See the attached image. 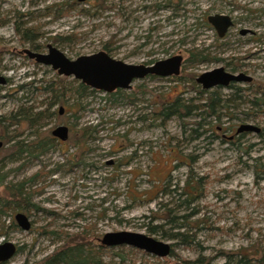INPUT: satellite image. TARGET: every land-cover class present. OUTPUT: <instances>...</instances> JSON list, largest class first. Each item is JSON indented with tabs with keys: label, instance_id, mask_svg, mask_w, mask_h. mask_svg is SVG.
<instances>
[{
	"label": "rangeland",
	"instance_id": "obj_1",
	"mask_svg": "<svg viewBox=\"0 0 264 264\" xmlns=\"http://www.w3.org/2000/svg\"><path fill=\"white\" fill-rule=\"evenodd\" d=\"M214 12L236 20L224 38L205 23ZM241 29L251 33L242 35ZM48 44L71 59L109 49L112 57L128 63L177 54L184 61L176 77L137 79L119 95L98 90L80 104L74 99L57 104L52 110L63 106V114L58 111L32 129L27 112L47 107L46 81L60 75L23 50L35 45L47 52ZM0 45V74L8 79L0 84L1 165L9 185L31 180L26 186L36 205L30 211L9 209L2 217L8 225L22 212L31 221L29 230H0V244L11 241L23 248L5 264H38L82 238L98 248L104 234L118 231L176 243L180 260L130 246H105L97 255L101 264H184L200 253L212 257L213 264H238L241 254L258 259L251 264L260 263L264 104L253 106L247 99L264 95L245 82L238 83L245 91L215 87L201 94L196 78L234 66L264 88V0H0ZM199 51L218 60L194 63L192 54ZM224 59L233 66L227 68ZM210 94L217 100L214 110L208 105ZM177 98L192 107L191 114L165 121L161 111ZM242 124L261 132L238 135ZM60 125L69 127L66 141L53 136ZM38 136L54 137V146L43 154L12 155L16 141L33 142ZM190 176L202 191L188 207L186 194L178 198ZM5 187L0 185V196L9 197ZM169 209L192 214L189 222L196 228L190 232L197 244H179L149 231L148 224H165L171 232L172 225L165 223Z\"/></svg>",
	"mask_w": 264,
	"mask_h": 264
},
{
	"label": "trees",
	"instance_id": "obj_2",
	"mask_svg": "<svg viewBox=\"0 0 264 264\" xmlns=\"http://www.w3.org/2000/svg\"><path fill=\"white\" fill-rule=\"evenodd\" d=\"M57 12L60 15H63L64 10L62 8H57ZM17 29L20 28L17 25ZM26 38H21V40L25 43ZM70 38V37H69ZM67 39V38H65ZM62 39V40H65ZM73 39V38H72ZM57 41V39H56ZM32 42V41H31ZM40 46L32 45L31 50L38 51ZM2 47L0 45V53L3 51L1 50ZM6 49V48H5ZM107 49V48H106ZM9 50V49H7ZM108 52L109 49H107ZM194 63H202L205 61H217L218 59L212 58L208 52L199 51L197 54H192ZM34 61V60H33ZM154 61L146 62V64H152ZM148 77L154 78L155 75H149ZM176 77V76H173ZM69 77H63L58 76L56 80L46 81V86H44V92L50 94V102L47 105L45 109L37 110L34 112H27L25 120L28 122L30 128L34 129L37 125L42 124L41 122L44 119H48L59 111L52 110L54 106L61 103H68L70 99H74V101L77 102V104H80L83 98L93 95L96 91V89L91 88L87 84L81 82L80 80H77L75 78L71 79L69 82ZM180 79V78H179ZM196 83V82H195ZM198 87V85H197ZM221 88V87H219ZM199 93L201 94H208L207 90L201 89L200 87ZM237 92H241L242 89L236 88ZM122 93L121 89H118L114 91V95H119ZM209 97V98H208ZM208 99V105H210L211 110L215 109L216 104V98L213 97L212 94L207 96ZM248 102H250L253 106H257L260 104H264V98H251L247 99ZM218 104V103H217ZM39 108V107H38ZM191 106L187 104H182V101L180 98H177L176 100L172 102H168L166 106H164L163 110L160 113V116L163 117V119L166 121L167 119H170L174 115L178 116H184L191 114ZM34 109H37V107H34ZM186 111L184 112L182 111ZM41 126V125H39ZM38 131V130H37ZM36 131V132H37ZM55 137V136H54ZM52 136H38V140L33 142H24V141H16L14 143L15 151L12 153L14 157L22 156L25 152H38V154H43L47 150L51 149L55 144V138ZM13 138V136H9L7 141H10V139ZM6 141V143H7ZM19 159V158H17ZM3 161V158L1 159ZM0 160V185H6L5 193L11 197V199L7 196H0V230L3 229V227H6V229L15 230L20 228L15 219H12L9 224L7 225L6 222L2 219V217L6 214V212L9 209H19L20 210H26L30 211L32 207H36L35 204L31 202V193L28 192V188L26 186V183L30 182L23 181L18 183L17 185H9L6 183V174L3 172V167L1 165ZM199 182V181H198ZM183 192L180 193L179 198H181L182 195L186 194V200L183 201L184 204H187L188 207H190L191 203H193L196 200V197L199 195L198 191H202V185L200 187H197L194 177L190 176L188 178L185 187L182 188ZM182 205V204H181ZM180 203L178 207L181 206ZM188 209V208H187ZM168 215L166 224L172 225L171 232L165 231V224H148V229L152 234L160 233L162 237L168 238L173 241H177V243H183L187 246H192L193 244H197L195 233H191L190 231H193L194 226H192L191 222H189V218L192 216V214H178V210L174 211V209L167 210ZM193 213V212H192ZM152 219H156L155 216H153ZM182 222V223H180ZM185 228H188L185 230ZM184 229V230H183ZM175 244H172V250L171 255L169 257H175L180 260L178 254L175 251ZM124 246V245H123ZM102 244L98 246V248H95L92 246L90 240L87 238H82L81 240H76L71 244L68 242L61 248L57 249L54 253L46 257L42 262H39L38 264H101V260L97 259V255L102 251L103 249ZM118 247V246H117ZM23 248H18V253ZM115 255L119 257H123L122 253L115 252ZM230 256V255H228ZM167 257V259H169ZM251 260H258L256 257H248L246 255L240 256L238 260V264H251ZM184 264H213V258L203 255L202 253L199 254V256L193 260H183ZM165 264H168V262H165ZM259 264H264V257L260 261Z\"/></svg>",
	"mask_w": 264,
	"mask_h": 264
},
{
	"label": "water",
	"instance_id": "obj_3",
	"mask_svg": "<svg viewBox=\"0 0 264 264\" xmlns=\"http://www.w3.org/2000/svg\"><path fill=\"white\" fill-rule=\"evenodd\" d=\"M208 21L217 29L220 37H224L228 28L233 24L231 18L226 15H209ZM47 47V52L26 48L23 53L38 64L50 66L60 76L75 78L93 89L107 93H112L118 89L130 90L135 80L146 78L149 75L157 77L178 76L184 61L183 56L177 54L157 60L152 64H135L114 58L104 50L71 59L56 46L48 44ZM252 79L251 76L242 73L228 72L223 66H220L203 72L196 78V81L203 89L209 90L215 87L228 86L231 82H250ZM7 81L8 79L0 74V84H6ZM63 112L62 106L59 113L63 114ZM247 131L260 132L261 128L252 124H242L237 129L238 134ZM69 132L68 126L60 125L52 133L56 138L66 141L69 138ZM14 219L22 230L31 228V221L24 213H16ZM100 242L106 247L130 246L159 258L169 257L172 250V244L168 241L132 231L108 232L104 234ZM17 253L18 246L14 242L6 241L0 244V264L9 262Z\"/></svg>",
	"mask_w": 264,
	"mask_h": 264
},
{
	"label": "flooded vegetation",
	"instance_id": "obj_4",
	"mask_svg": "<svg viewBox=\"0 0 264 264\" xmlns=\"http://www.w3.org/2000/svg\"><path fill=\"white\" fill-rule=\"evenodd\" d=\"M238 6V5H237ZM209 15H226V16H229L230 18H231V20H232V22H233V24L228 28V31L226 32V34L224 35V37L225 36H228L229 34V31L233 28V27H235V24H236V20H235V18L231 15V14H227V13H223V12H214V13H212V14H209ZM208 15V16H209ZM206 23V25H208L211 29H213V30H215L216 32H217V35L219 36V34H218V31H217V29L208 21V17H207V21L205 22ZM240 33L242 34V35H245V34H247V33H251L250 32V30L249 29H241L240 30ZM220 37V36H219ZM224 37H220V38H224ZM243 43H245V42H243ZM23 54H25V53H23ZM26 55V54H25ZM27 56V55H26ZM210 56H211V54H210ZM212 57V56H211ZM212 58H215V57H212ZM224 61V63L227 65V68H229L230 66H233L232 65V63H230L227 59H224L223 60ZM155 62V61H154ZM146 63V62H145ZM224 67V66H223ZM225 68V67H224ZM226 69V68H225ZM227 70V69H226ZM230 71H228V72H231V73H233V74H245V75H248V76H251L252 77V75H250L249 74V72L248 71H239V70H237V68L236 67H231V69H229ZM253 78V77H252ZM241 82H245V83H251V84H254L256 87L255 88H250L249 90H252L253 91V93L255 92V93H257V94H260L261 96L262 95H264V88H263V86L261 85V84H259V83H256V81L254 80V78L252 79V81H250V82H248V81H241ZM241 82H231L228 86H223V88H231V89H236L237 87L238 88H240V89H242V91H245L246 89H244V88H241V87H239L238 86V83H241ZM237 91V90H236ZM261 132V131H260ZM242 133H244V132H242ZM242 133H237L238 135H240V134H242ZM18 248H19V246H18Z\"/></svg>",
	"mask_w": 264,
	"mask_h": 264
}]
</instances>
